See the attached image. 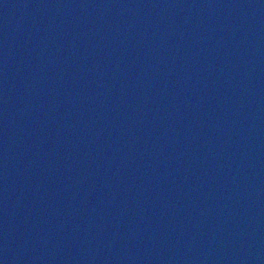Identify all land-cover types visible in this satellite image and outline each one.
<instances>
[{
    "label": "water",
    "instance_id": "water-1",
    "mask_svg": "<svg viewBox=\"0 0 264 264\" xmlns=\"http://www.w3.org/2000/svg\"><path fill=\"white\" fill-rule=\"evenodd\" d=\"M0 264H264V0H0Z\"/></svg>",
    "mask_w": 264,
    "mask_h": 264
}]
</instances>
